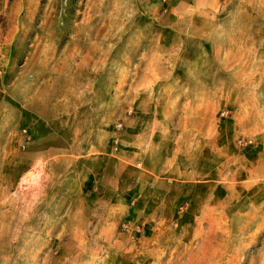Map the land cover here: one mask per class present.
Segmentation results:
<instances>
[{
	"label": "rangeland",
	"instance_id": "374dc122",
	"mask_svg": "<svg viewBox=\"0 0 264 264\" xmlns=\"http://www.w3.org/2000/svg\"><path fill=\"white\" fill-rule=\"evenodd\" d=\"M258 152L264 0H0V264H264Z\"/></svg>",
	"mask_w": 264,
	"mask_h": 264
},
{
	"label": "crops",
	"instance_id": "0c3cea01",
	"mask_svg": "<svg viewBox=\"0 0 264 264\" xmlns=\"http://www.w3.org/2000/svg\"><path fill=\"white\" fill-rule=\"evenodd\" d=\"M193 152L197 154H193L192 164L188 169L189 177H191V179L193 180V182L189 184L192 186H194L195 184V179H196L195 177L197 176L198 170L200 172L201 169H202V177H203L202 180H204L203 182H205L206 180L205 176L207 174V172L205 171V167L210 163L209 151L204 146L199 148L198 151H193ZM248 164L249 166H248L247 175L254 178L260 186H264V153L262 152L254 153V155L250 157ZM257 202L259 204L258 206L259 212H261V214L264 215V197L260 196V198L257 199Z\"/></svg>",
	"mask_w": 264,
	"mask_h": 264
},
{
	"label": "built area",
	"instance_id": "2783aa9c",
	"mask_svg": "<svg viewBox=\"0 0 264 264\" xmlns=\"http://www.w3.org/2000/svg\"><path fill=\"white\" fill-rule=\"evenodd\" d=\"M122 126V124L121 123H118L117 125H116V128H120ZM243 142V144H247L248 142H250V139H239V143H242Z\"/></svg>",
	"mask_w": 264,
	"mask_h": 264
}]
</instances>
